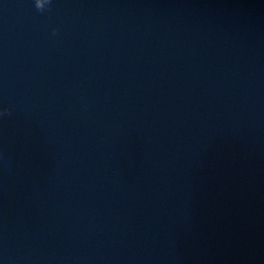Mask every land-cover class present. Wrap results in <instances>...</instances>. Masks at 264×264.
<instances>
[{
	"label": "water",
	"instance_id": "1",
	"mask_svg": "<svg viewBox=\"0 0 264 264\" xmlns=\"http://www.w3.org/2000/svg\"><path fill=\"white\" fill-rule=\"evenodd\" d=\"M0 264H264V0H0Z\"/></svg>",
	"mask_w": 264,
	"mask_h": 264
}]
</instances>
